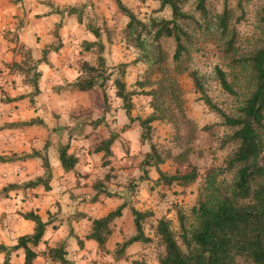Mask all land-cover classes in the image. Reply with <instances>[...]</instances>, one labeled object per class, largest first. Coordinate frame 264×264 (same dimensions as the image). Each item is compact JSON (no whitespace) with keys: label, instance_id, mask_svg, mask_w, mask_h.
<instances>
[{"label":"rangeland","instance_id":"obj_1","mask_svg":"<svg viewBox=\"0 0 264 264\" xmlns=\"http://www.w3.org/2000/svg\"><path fill=\"white\" fill-rule=\"evenodd\" d=\"M57 1L62 10L70 7L80 10V23L77 22L75 14L67 15L66 12L60 14L58 27L56 22L51 23L44 16L43 18L39 12L43 6L50 4L49 0H43L42 3L34 0H0V127L10 122L27 121L33 117L40 120V123L31 126L1 128L0 152L11 155L32 150L41 151L45 141L55 144L56 147L62 143L69 144L72 140L82 142L80 147H78L80 142L74 143L73 149L80 152V161L76 169L52 181L55 189L50 192L39 186L38 191L33 193L41 213L48 215L49 222H55L53 229H57L64 218V213L61 214L57 210L63 208L71 211L70 204L75 200L78 206L86 203L94 206L89 210L92 212L90 216L103 215L114 209L118 201L128 200L135 208L150 210L153 213L144 224L146 234H152L153 222L160 216L166 217L170 227L176 230L174 206L188 212L195 202L203 172L211 166H223L226 156L234 148L229 142L222 143L230 129L222 125L221 118L199 100L190 78L182 73L175 77L181 102L180 109L169 100L163 104L159 101L163 116L150 123L149 139L141 141L138 118L158 112L151 95H146L143 91L154 88L159 75L153 72L144 58L140 57L141 52L125 41L123 27L126 17L116 9L112 0ZM121 2L141 20L148 17L170 16L168 8L158 10L157 2L152 0ZM193 5L194 0H188L182 9L197 18ZM223 6L232 14L231 22L237 32L235 43L237 53L250 50L264 32L259 21L264 0H206V8L210 13H219ZM34 11L36 13L33 19H30L31 12ZM87 23L101 30L99 40L103 45L101 53L107 70L120 62L129 63L125 68L123 80L128 90L135 89L138 93L131 96L133 107L130 116L133 121L126 129L123 128L128 119L120 107V101L114 96L113 74L102 84L98 81L88 91H77L72 87L73 82L84 77L79 72L80 64L95 63V49L83 51L80 46L81 41L88 36L94 40L93 35L86 29ZM61 29L56 37L53 30L57 32ZM23 42L27 43L25 46L30 45L31 51L28 53L21 45ZM57 43L60 44L58 51L48 54L51 65L42 63L36 65L41 73L38 80L40 92L30 99L31 86L25 83L24 75L16 71L11 63L17 62L27 67L41 57L44 46ZM160 46L163 51L170 54L173 42L170 38L161 39ZM27 54L31 56L32 61L27 60ZM227 62L228 58L222 51L221 41L217 39L215 33L196 30L189 66L202 76L206 94L210 99L225 113L234 114L244 97L246 85L236 84L234 71ZM216 66L225 71L238 94L230 95L220 88L213 71ZM135 81L143 82L142 86L133 85ZM99 118L101 122L98 125L88 123ZM110 131L117 132L118 137L110 146L111 155L105 161L101 158V153H92L89 150L100 140L107 138ZM151 145L161 156H165L163 162L157 165L158 170L166 174L183 173L188 170L189 165H193L198 172L196 181L186 187L156 184L158 176L156 168L151 166L145 171L141 169V161ZM19 163L18 170L14 168L0 171V186L2 182L5 186L9 184L8 180L11 182L14 180L16 183L34 180L42 170L40 160ZM143 175L147 176L146 179L140 180ZM98 179L114 195L110 197L100 195L95 202H91L94 192L92 183ZM47 201L50 202L51 211L46 209ZM55 209L56 211H52ZM60 215L63 217L59 218ZM69 216L71 215L66 218ZM129 218L130 214L129 217L124 214L115 219V228L112 229L113 233L107 242L108 249H111L117 240L127 237L132 229L134 232ZM79 223L78 230H85L88 223L85 221ZM49 227L45 229L43 235L47 234ZM67 231L68 234H72L71 229ZM64 234L65 229L59 228L53 230L50 237L58 238ZM159 249L158 245L152 243L148 245L147 253L154 258ZM141 250L140 246H134L131 249L133 252L128 256H135V260L142 259ZM33 264L52 263L37 259ZM89 264L111 263L108 262V257L101 253ZM122 264L132 262L126 261Z\"/></svg>","mask_w":264,"mask_h":264},{"label":"trees","instance_id":"obj_2","mask_svg":"<svg viewBox=\"0 0 264 264\" xmlns=\"http://www.w3.org/2000/svg\"><path fill=\"white\" fill-rule=\"evenodd\" d=\"M112 1L116 9L126 17L123 27L125 41L139 50L140 57L144 58L153 72L159 75L156 86L146 92L143 91L144 94L151 95L158 112L138 118L140 140L149 139L150 123L163 116L160 102L163 104L169 100L180 109L181 102L175 77L184 73L190 78L199 100L221 118L222 125L230 129L222 143L229 142L234 148L226 156L223 166H211L203 172L195 202L188 212L174 206L176 230L170 227L166 217L160 216L153 222L152 234H146L144 224L153 213L150 210L135 208L128 200H123L114 209L98 217L77 212L74 213L73 218L89 220V229L85 237L93 240L100 252H107L106 242L111 233L110 225L120 217L121 210L128 207L134 233L114 245L111 253L115 260L123 258L125 249L131 243L140 242L153 243L160 247L156 253L158 264H264V32L254 47L243 53H237L235 47L237 32L231 22L232 14L226 6H223L219 13L213 14L206 8V0H194L193 10L198 15L196 18L182 9L188 0H152L157 2L158 10L165 7L169 9V18L148 17L146 20H141L121 0ZM54 12L75 14L77 22L80 23V10L73 7L66 10L55 8ZM259 21L264 28V8L260 10ZM59 25L60 22L56 23V27ZM86 29L93 35L94 40H82L80 46L83 51L95 49V63L80 64L79 72L84 77L73 82L72 87L77 91H88L98 81L102 84L113 74L114 96L120 101V107L128 119L123 128L126 129L133 121L130 116L133 107L131 96L138 93L135 89L128 90L123 80L125 68L129 63L120 62L107 70L101 53L103 45L99 40L101 30L91 23L86 24ZM196 30L215 33L217 39L221 41L223 53L228 58L227 64L234 71L236 84L246 85L244 97L234 114L225 113L210 99L206 94L202 76L189 66ZM53 33L57 37L56 30H53ZM168 38L173 42L170 54L163 51L160 46V40ZM59 48V43L46 45L41 50V57L34 62L27 54V60L32 61L27 67L17 62L11 63L16 71L24 75L25 83L31 86L30 99L40 92L38 80L41 73L36 65L42 63L50 66L48 54L57 52ZM26 51L28 53L30 50L26 49ZM213 71L224 92L230 95L238 94L235 85L229 81L223 69L216 66ZM142 83L135 81L133 85L141 87ZM100 122L101 118L88 123L98 125ZM35 123H40V120L30 118L23 122H10L0 129L31 126ZM117 137V132L110 131L107 138L100 140L89 151L101 153V158L105 160L111 155L110 146ZM48 144V141H45L41 151L0 155V163L32 158L40 160L41 176L20 185L10 184L9 188H28L40 184L44 190L49 189L48 181L51 173L46 154ZM68 148V143L59 144L56 148L57 159L63 172L72 171L78 161L74 154L68 152ZM164 157L151 145L141 161L143 171L151 166L156 168L158 174L156 184L186 187L196 181L198 172L193 165H189L188 170L183 173L166 174L158 170L157 165L163 162ZM146 177L143 175L140 180ZM92 188L94 192L91 202H95L100 195L103 197L114 195L99 179L92 183ZM19 216L33 222L32 231L18 236L14 244L7 246L0 243V253L3 254L0 264H8L9 256L18 249L22 250L23 264H33L38 255L34 248L42 238L45 225L50 222L42 221L32 210L21 212ZM76 239L80 245V240ZM40 253L52 264L68 263L65 258L64 239ZM132 264L146 263L143 260H133Z\"/></svg>","mask_w":264,"mask_h":264},{"label":"crops","instance_id":"obj_3","mask_svg":"<svg viewBox=\"0 0 264 264\" xmlns=\"http://www.w3.org/2000/svg\"><path fill=\"white\" fill-rule=\"evenodd\" d=\"M35 1H37V3L43 2V0H34V2ZM57 2H58L57 0H49L50 4H48L46 7L43 6L42 10L39 12V15H41L42 17L44 16L45 19H47L51 23H54V22L58 23L59 20L61 19V17H60V14L54 12V9L55 8L60 9L61 6L58 5ZM34 13H36V11L31 12L32 16H30V19H33ZM62 29H64V27ZM62 29L57 31V34H60ZM84 40L92 41L93 39L91 40V36H88ZM24 44H27V43L23 42V44H21V45H23V48L29 49L31 51L30 45L25 46ZM33 118H35V117H33ZM79 142L80 141H78V140H72L68 144L69 145L68 152L74 154L78 159L73 170L76 169V166H78V162L80 161V158H79L80 152L77 151L78 149H76V150L73 149L75 146L74 143L78 144ZM62 144H65V143H62ZM78 145H79L78 147H80L82 145V142H80ZM56 148L57 147L55 146V144L50 143V144H48L47 149H46L47 159H48V162L50 165V173H51L50 180L48 181V186H49L48 190L49 191L45 190L48 192L53 190V188L55 189V187H53L51 184L52 181H56V180H58V178L61 175H64V174H67L70 172V171L69 172H63L62 171V169L59 165L58 159H57ZM0 155H10V154H6V152H4V153L0 152ZM37 160H39V159L32 158V159H27V162L37 161ZM19 162L20 161H15V162H10V163H0V171L12 170L14 168L16 170H18L19 169L18 167L20 165ZM41 175H42V170L39 171L37 176H41ZM8 181L9 182H7V183H9V184H7L6 186H5L4 182H2V184H1L2 186H0V243L7 245V246L14 244L16 241V238L18 236L30 233L32 231L33 222L30 220H27V219H23L22 217L19 216V213L32 210L40 216L42 221H49L48 215L47 214L43 215L41 213L37 199L33 197V193L35 191H38L39 186H42V185L39 184L35 187L11 189V188H9L10 184L20 185L24 182H22V183L17 182L16 183V182H14V180H12V182H11V180H8ZM62 189L64 190L65 187ZM43 190H44V188H43ZM99 199H102V198H99ZM118 200H120V199H118ZM43 201H45V200H43ZM56 201H58V200H56ZM122 201L123 200L118 201L117 205L120 204ZM46 204H47L46 209L48 211H51L49 208L50 202L47 201ZM58 205H59V203H58ZM61 205H62V202H61ZM91 205H92L91 203L90 204L86 203V204H83V205L81 204L80 206H78L77 201L75 200L73 202V204H70V210L71 211H67V210H64L63 208H59V211L57 210V212H60L61 214L64 213L63 214L64 218L60 222L57 229H53V225H55V222H53V221H50V223L45 225L44 231L46 228H48V226H50L49 227L50 230L47 232V234L42 235L41 239H43V243L40 244V242H41V240H40L39 243L37 244V246L34 248V250L36 252H38V255L34 261H36L37 259H40L43 262L48 263L49 261L47 260V258L44 257L40 252L45 250L47 247L54 246L59 240L64 239L65 240V251H66L65 258L68 261L67 264H89V262L91 260H94L95 258L99 257V254H101V253L105 254V257H108V262L111 264H118V263L122 264V263H125L126 261H128V263H130L133 260H135L136 258L133 255L132 256H128V255H131V253L133 252V251H131V249L137 245L140 246V249H142L141 250L142 251L141 256L143 258L139 259V260L145 261L146 264H158L156 261V256L154 258H152V257H150L149 253H147L148 245H150V244L133 242L125 249L123 258L118 259V260H115L112 253H111L114 246H112L111 249H108V247H107L108 240L106 242L107 252H100L97 249L96 243L93 240L85 237V234L88 232V229H89V220H87L85 218H80V219L76 220L73 218L74 213H77V212H82V213H85L88 216H90L92 214V212H90L89 210H91V208L93 209V207H94ZM21 207L23 209H21ZM52 211H56V209L52 210ZM124 214H126V216L129 217L130 212H129L128 207H124L121 210L120 217H122V215H124ZM68 215H71V216L66 218ZM98 216H101V215H98ZM98 216H92V217H98ZM62 217H63L62 215L59 216V218H62ZM80 221H83V222L85 221L88 223L87 227H85V230H82V231L78 230V226L80 225V223H79ZM115 221L116 220H114L110 225V228H111L110 235L113 233L112 229L115 228V225H116ZM129 222H130V224H132L131 215L129 218ZM59 228H64L65 234L63 236L58 237V238L56 237V238L52 239L50 236L53 234V230H58ZM67 229L72 230L71 235L68 234ZM133 233L134 232L132 229V232L128 236H130ZM43 234H44V232H43ZM127 237H125V238H127ZM76 238H78L80 240V242H81L80 245L77 243ZM119 241L120 240H117V242H119ZM2 258H3V254L0 253V262L2 261ZM34 261H33V263H34ZM8 264H23V253H22L21 249H18L14 253H11V255L9 256V263Z\"/></svg>","mask_w":264,"mask_h":264}]
</instances>
